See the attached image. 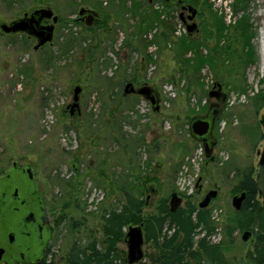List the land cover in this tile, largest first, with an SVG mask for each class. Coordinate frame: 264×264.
<instances>
[{
    "label": "rangeland",
    "instance_id": "1",
    "mask_svg": "<svg viewBox=\"0 0 264 264\" xmlns=\"http://www.w3.org/2000/svg\"><path fill=\"white\" fill-rule=\"evenodd\" d=\"M177 1L0 0V25L40 7L50 6L59 16L53 43L38 50L36 39L0 28V175L14 163L34 168L46 205L62 219L51 242L56 260L66 257L75 242L103 238V212L123 200L117 174L132 157L147 171L151 153L159 192L146 191L152 182L142 185L143 193L137 194L145 201L143 214L155 213L173 191L185 207L198 206L216 189L209 207L217 225L212 239L224 243L231 264H251L253 235L244 241L245 231L237 229L229 236L228 226L238 211L232 198L240 193L234 190L256 170L264 151V0L241 1L236 10L237 0H182L198 9L199 31L191 39L213 58V64L190 69L184 58H193L194 51L180 56L177 50L188 35ZM81 7L98 10L103 21L88 27L78 19ZM244 15L247 20L240 24ZM216 17L226 26L221 36ZM141 18L143 25L154 26L139 33ZM165 22L173 30L162 38ZM249 34L254 55L246 53ZM135 75L136 87L147 82L159 91L158 111L141 96H124ZM216 82L228 99L215 122L213 158H207L188 128L191 118L207 113L216 100L209 96ZM76 84L83 91L80 112L72 116L68 106ZM123 135L157 142L130 146ZM118 246L127 257V244ZM144 250L153 248L147 243Z\"/></svg>",
    "mask_w": 264,
    "mask_h": 264
},
{
    "label": "trees",
    "instance_id": "2",
    "mask_svg": "<svg viewBox=\"0 0 264 264\" xmlns=\"http://www.w3.org/2000/svg\"><path fill=\"white\" fill-rule=\"evenodd\" d=\"M241 1L245 2V0L235 1L233 5L235 10L241 7L239 5ZM165 4L169 5L166 0ZM155 16V19L160 20L158 11L155 12ZM244 20H247L245 15L239 20V23L241 24ZM144 23H146L144 18H141L137 25L139 33L146 32L154 26L152 23L149 25L150 27H147V24L146 26L143 25ZM216 23L219 36H221L226 26L223 25V20L219 17H216ZM244 23L246 27H251L250 23ZM164 27L162 38L167 37L168 33L173 30L170 23L165 22ZM249 35L246 37L245 42L249 47L246 53L254 55V47L250 41L252 34ZM155 41L156 38L151 42ZM177 44L180 56L187 54L190 50L194 51L195 56L193 58H184L189 69L192 67L198 68L207 62L213 64V58L204 56L201 53L200 45L202 43L192 40L189 34L181 38ZM131 80L133 82L137 81L138 76H133ZM188 131L190 132L189 128ZM122 139H126L130 146L131 144H137L138 146L147 145L150 147V145L157 142L151 141L147 144L144 137L127 139L125 135L122 136ZM116 140L119 143L121 141L118 137H116ZM183 145H186V142ZM156 147H159V145H156ZM148 153H150V150ZM145 165L147 171L143 170L141 164L132 157L128 160L125 170L119 175L117 174L118 190L123 200L119 206L111 207L109 210L105 209V212H103L101 216L103 221L102 239L99 240L95 237L84 245L75 242L69 254L61 260H56L54 254L47 252L45 257L36 264H129L125 252L118 245L125 242V228L138 224H143L145 244H151L153 251L145 253L144 258L146 259L137 264H206V262L210 264H231L225 255L224 243L214 242L212 239L216 234L217 225L212 218L209 207L200 209L198 206L188 203L187 206H181L173 212L170 210L168 200L164 198L158 203L155 213L143 214L145 201L139 196L140 193H143L142 185L148 182L153 184V181L157 178L152 172L154 165L151 153L148 155ZM134 171L135 173H133ZM149 186L146 189L148 192ZM234 191L236 193L246 191L247 197L242 208L236 212V216L232 219L233 224L228 226V235L232 236L237 229L251 231L254 243L253 249L248 253V258L251 264H264V202L261 203L258 199L260 195L256 184L255 171L246 173ZM68 206L69 203L64 204V207Z\"/></svg>",
    "mask_w": 264,
    "mask_h": 264
},
{
    "label": "water",
    "instance_id": "3",
    "mask_svg": "<svg viewBox=\"0 0 264 264\" xmlns=\"http://www.w3.org/2000/svg\"><path fill=\"white\" fill-rule=\"evenodd\" d=\"M152 2L153 0H148ZM169 4L171 0H166ZM188 9L189 15L184 16V10ZM180 12V19L186 25V31L191 36L199 31L198 23L194 21L198 9L193 5H187ZM80 17H84L85 25L93 26L103 21L99 11L81 7ZM50 21V23H45ZM59 16L50 7L36 8L31 12H25L22 17L14 19L10 23L0 25L6 34H26L29 38L36 39L34 50L53 43L56 25ZM83 87L76 84L73 87V103L68 107L73 116L80 112V97ZM138 95L149 101L153 111L160 109L161 96L159 91L147 82L136 87L132 80L124 87V95ZM214 98L207 113L195 115L189 122L190 135L196 141L202 143L205 156L213 158L214 147L217 139L213 134L216 119L223 111L228 94L223 91L220 82H216L209 92ZM264 126V118L262 121ZM255 179L259 195L264 199V151L255 170ZM151 193L159 191L155 184L149 186ZM218 195V190H210L198 203L200 209L211 206ZM247 197V192L234 195L232 205L236 210L242 208ZM149 198V197H148ZM170 210L176 211L182 205V198L174 191L170 197ZM53 218L48 213L43 197L39 191L32 165L24 167L14 163L7 173L0 177V264H33L41 261L52 239L54 227ZM30 229V233H27ZM251 231H245L243 240L247 241ZM124 241L127 244V262L137 264L145 257V233L143 224L128 226Z\"/></svg>",
    "mask_w": 264,
    "mask_h": 264
},
{
    "label": "flooded vegetation",
    "instance_id": "4",
    "mask_svg": "<svg viewBox=\"0 0 264 264\" xmlns=\"http://www.w3.org/2000/svg\"><path fill=\"white\" fill-rule=\"evenodd\" d=\"M177 3L179 4V6H180V9H181V11L182 10H184V7L185 6H187V5H192V4H190V3H184L182 0H178L177 1ZM96 10V9H95ZM98 11V10H97ZM180 11V12H181ZM25 14V13H24ZM101 15V14H100ZM189 15V12H188V9H186L185 8V10H184V16L185 17H187ZM80 21H82V22H84L85 23V21H84V17H79L78 18ZM45 23H50V21H46ZM97 24H99V23H97ZM91 27V26H90ZM56 30V29H55ZM32 39H34V38H32ZM216 102L218 101V100H215ZM212 103V102H211ZM210 107V106H209ZM200 115H202V114H200ZM214 128H215V126H214ZM213 134H214V129H213ZM215 136V135H214ZM216 145H217V143H216ZM215 145V146H216ZM215 148V147H214ZM19 166H21V167H24L25 165H20V164H18ZM27 165V164H26ZM13 166V165H12ZM11 166V167H12ZM10 167V168H11ZM10 168H8L7 169V171L10 169ZM7 171L5 172V173H3L2 175H0V177L1 176H3V175H5L6 173H7ZM36 178V177H35ZM37 181V180H36ZM38 184V183H37ZM38 188H39V185H38ZM39 191H40V193H41V190H40V188H39ZM174 192V191H173ZM172 192V193H173ZM171 193V194H172ZM178 193V192H177ZM179 194V193H178ZM41 195H42V193H41ZM179 196H181L180 194H179ZM205 196V195H204ZM42 197H43V195H42ZM181 198H182V203H183V197L181 196ZM203 199V198H202ZM43 201H44V204H45V206L47 207V210H48V213H50L51 215H52V218H53V224H52V226L54 227V231H53V235H52V239L50 240V242H49V244H48V247L46 248V250H45V254H44V256H43V258L45 257V255H46V253L47 252H49L50 254H52V249H51V242H52V240L54 239V236H55V233H56V230H57V227H58V225L60 224V221H59V217L57 216H55L54 214H53V212H51L50 211V209H49V207L46 205V203H45V200H44V198H43ZM169 202H170V199H169ZM168 202V204H169V207H170V203ZM182 206V205H181ZM27 233H30V229L28 230V232ZM42 258V259H43ZM41 259V260H42ZM1 264H4V262H2ZM33 264H36V263H33Z\"/></svg>",
    "mask_w": 264,
    "mask_h": 264
},
{
    "label": "built area",
    "instance_id": "5",
    "mask_svg": "<svg viewBox=\"0 0 264 264\" xmlns=\"http://www.w3.org/2000/svg\"><path fill=\"white\" fill-rule=\"evenodd\" d=\"M147 101V100H146Z\"/></svg>",
    "mask_w": 264,
    "mask_h": 264
}]
</instances>
